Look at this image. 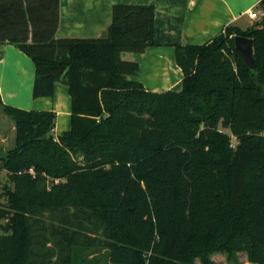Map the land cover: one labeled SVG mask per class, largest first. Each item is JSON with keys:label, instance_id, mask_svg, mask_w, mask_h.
<instances>
[{"label": "trees", "instance_id": "1", "mask_svg": "<svg viewBox=\"0 0 264 264\" xmlns=\"http://www.w3.org/2000/svg\"><path fill=\"white\" fill-rule=\"evenodd\" d=\"M59 5L0 0V43L33 59L34 97L63 82L72 100L56 135L54 111L0 96L15 125L0 264H210L215 251L264 264V16L177 46L181 88L156 92L122 58L155 44L154 5H114L102 37L57 38ZM235 36L253 40L256 70Z\"/></svg>", "mask_w": 264, "mask_h": 264}, {"label": "crops", "instance_id": "2", "mask_svg": "<svg viewBox=\"0 0 264 264\" xmlns=\"http://www.w3.org/2000/svg\"><path fill=\"white\" fill-rule=\"evenodd\" d=\"M261 0H60L57 38H97L112 23L116 4L155 6V44L142 53L124 52L122 58L140 65L134 80L145 88L162 92L180 90L183 71L176 62V47L202 45L228 26L247 29L249 12ZM248 26H243L244 22ZM36 66L33 59L14 44L0 43V96L6 105L26 110L54 111L55 134L71 128L72 100L63 82L51 97L33 94Z\"/></svg>", "mask_w": 264, "mask_h": 264}, {"label": "rangeland", "instance_id": "3", "mask_svg": "<svg viewBox=\"0 0 264 264\" xmlns=\"http://www.w3.org/2000/svg\"><path fill=\"white\" fill-rule=\"evenodd\" d=\"M255 20L252 21V23ZM252 24L250 23V26ZM243 26H248L245 21ZM62 132V131H61ZM60 132V133H61ZM15 142V125L14 122L0 110V157L6 154V152L13 147ZM236 141H234V144ZM236 145V144H235ZM11 182L7 177L5 171L0 174V203L5 201L4 189L5 185H10ZM5 224L4 220L0 221V233H3L2 226ZM210 264H254L248 261L247 255L244 252H237L230 256L229 253L224 251H215L210 254ZM194 264H202L200 259H197Z\"/></svg>", "mask_w": 264, "mask_h": 264}, {"label": "water", "instance_id": "4", "mask_svg": "<svg viewBox=\"0 0 264 264\" xmlns=\"http://www.w3.org/2000/svg\"><path fill=\"white\" fill-rule=\"evenodd\" d=\"M234 44L235 48L241 54L245 65L251 70H256L257 63L254 57L253 40L249 37L235 36ZM45 138L46 136L43 137V139Z\"/></svg>", "mask_w": 264, "mask_h": 264}, {"label": "built area", "instance_id": "5", "mask_svg": "<svg viewBox=\"0 0 264 264\" xmlns=\"http://www.w3.org/2000/svg\"><path fill=\"white\" fill-rule=\"evenodd\" d=\"M264 16V12L263 10L261 9H258V8H254L252 9L250 12H249V17L252 19V20H258V19H261L262 17ZM262 134L264 135V132H262ZM30 172L34 173V170L31 169ZM21 173V172H20Z\"/></svg>", "mask_w": 264, "mask_h": 264}]
</instances>
